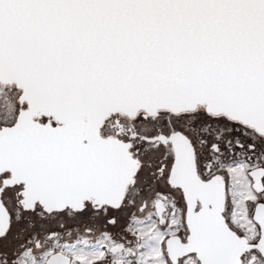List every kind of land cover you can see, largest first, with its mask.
<instances>
[{
    "label": "snow or ice",
    "instance_id": "6c2138e0",
    "mask_svg": "<svg viewBox=\"0 0 264 264\" xmlns=\"http://www.w3.org/2000/svg\"><path fill=\"white\" fill-rule=\"evenodd\" d=\"M0 264H264V0H0Z\"/></svg>",
    "mask_w": 264,
    "mask_h": 264
}]
</instances>
